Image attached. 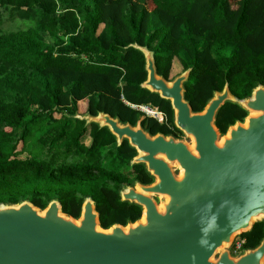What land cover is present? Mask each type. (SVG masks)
I'll return each mask as SVG.
<instances>
[{"label": "trees", "instance_id": "trees-1", "mask_svg": "<svg viewBox=\"0 0 264 264\" xmlns=\"http://www.w3.org/2000/svg\"><path fill=\"white\" fill-rule=\"evenodd\" d=\"M133 43L153 52L165 79L191 69L184 96L194 112L225 83L239 99L264 86V0H0V204L44 209L57 199L78 218L89 196L102 228L140 217L119 197L132 179L151 180L129 165L135 150L74 116L104 112L135 125L143 114L128 104L149 105L173 124L170 104L140 87L144 57ZM245 116L225 103L215 124L224 134ZM141 125L170 133L150 117ZM263 237L257 222L242 248Z\"/></svg>", "mask_w": 264, "mask_h": 264}, {"label": "water", "instance_id": "water-1", "mask_svg": "<svg viewBox=\"0 0 264 264\" xmlns=\"http://www.w3.org/2000/svg\"><path fill=\"white\" fill-rule=\"evenodd\" d=\"M144 57L140 87L170 104L173 125L185 139L151 135L140 122L131 125L104 112L74 115L85 125L106 128L116 146L135 150L129 165H142L153 178L119 190L122 202L141 209L125 225L102 228L95 202L83 198L78 218L62 212L57 199L44 209L28 200L0 204V264H264V237L253 248L232 255L236 237L264 221V211L244 221L241 192L264 169V86L239 99L225 83L201 111L185 99L188 68L171 79L158 75L153 52L128 45ZM230 103L246 112L224 134L216 127L219 109ZM210 217L216 227L203 228Z\"/></svg>", "mask_w": 264, "mask_h": 264}, {"label": "clouds", "instance_id": "clouds-1", "mask_svg": "<svg viewBox=\"0 0 264 264\" xmlns=\"http://www.w3.org/2000/svg\"><path fill=\"white\" fill-rule=\"evenodd\" d=\"M243 210L241 219L246 221L251 214L264 211V169L258 171L250 180L246 191L241 192ZM216 227L215 217L208 218L203 231H210Z\"/></svg>", "mask_w": 264, "mask_h": 264}, {"label": "built area", "instance_id": "built-area-1", "mask_svg": "<svg viewBox=\"0 0 264 264\" xmlns=\"http://www.w3.org/2000/svg\"><path fill=\"white\" fill-rule=\"evenodd\" d=\"M132 109L138 110L143 114V117L153 118L158 123L165 121L163 113H161L157 108L150 107L149 105H129ZM243 241L236 237L231 246V251L233 254H238L242 249Z\"/></svg>", "mask_w": 264, "mask_h": 264}, {"label": "flooded vegetation", "instance_id": "flooded-vegetation-1", "mask_svg": "<svg viewBox=\"0 0 264 264\" xmlns=\"http://www.w3.org/2000/svg\"><path fill=\"white\" fill-rule=\"evenodd\" d=\"M161 113H163V112H161ZM163 115H164V118H165V121H163L162 123H159V124H164V125H167L168 126V128H169V130H170V133H168V134H165V133H162V132H156L155 134H162V135H164V136H167V135H171V136H173L175 139H182L183 138V134L172 124V125H168V123H167V119H166V115L163 113ZM144 119V117H141L140 118V124H141V120H143ZM243 121V120H242ZM157 122V121H156ZM142 126V125H141ZM143 127V126H142ZM143 129L144 130H146V131H148L147 129H145V127H143ZM148 133L150 134V132L148 131ZM155 134H151V135H155ZM135 180H133L132 179V181H131V183L133 184V182H134ZM151 182H153V178L149 181V182H147V183H142V182H140L141 184H149V183H151ZM242 241H243V243H242V246H243V244H244V242H245V240L243 239V238H241V236L239 237ZM233 244V243H232ZM232 246V245H231ZM231 246L229 247V249H230V251H231ZM249 248V247H248ZM244 248H242L241 249V251L239 252V253H241L242 252V250H243ZM238 253V254H239ZM231 254L232 255H237V254H233L232 253V251H231Z\"/></svg>", "mask_w": 264, "mask_h": 264}, {"label": "rangeland", "instance_id": "rangeland-1", "mask_svg": "<svg viewBox=\"0 0 264 264\" xmlns=\"http://www.w3.org/2000/svg\"><path fill=\"white\" fill-rule=\"evenodd\" d=\"M147 6H148L149 8H151V7H152V4H151L150 2H148V3H147ZM175 69H176V68H175ZM178 70H179V69H177V70H175V71L172 70L171 75H170V79L181 73V72H179ZM85 102H86V101H83V102H81V103L79 104V113H81L82 110H83V108H85ZM183 139H185V138L183 137ZM185 140L189 141V139H185ZM84 141H85V143H89V142H90L89 138H88V139H85ZM21 157H25L24 154L21 155Z\"/></svg>", "mask_w": 264, "mask_h": 264}]
</instances>
